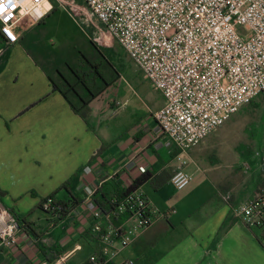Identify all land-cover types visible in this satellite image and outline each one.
<instances>
[{"label": "crops", "instance_id": "obj_1", "mask_svg": "<svg viewBox=\"0 0 264 264\" xmlns=\"http://www.w3.org/2000/svg\"><path fill=\"white\" fill-rule=\"evenodd\" d=\"M17 32L14 42L0 39V201L19 218L20 229L16 245L0 250V264H86L101 249L91 234L89 194L101 188L113 195L118 186L129 188L145 172L148 179L139 189L152 206L171 213L134 238L113 264H264L259 230L249 228L235 211L264 189V178L253 173L247 179L248 169L255 168L249 151L239 160L235 148L225 147L226 159L216 155L232 135L225 125L187 154L192 180L177 190L171 179L179 150L152 116L165 102L159 92L153 89L157 97L146 106L150 119L145 128L129 135L112 131L108 122L122 104L112 106L117 99L106 97L111 88L106 80L100 78L106 89L89 102L85 118L61 93L67 92L73 103L94 94L85 74L70 70L86 82L82 96L75 88L79 97L57 80L62 65L56 49H84L91 42L70 13L51 0L43 19L22 23ZM66 182L84 201L56 221L40 206L52 195L68 201V191L61 189ZM25 223L39 239L26 231ZM41 248L51 258L60 256L49 261Z\"/></svg>", "mask_w": 264, "mask_h": 264}, {"label": "built area", "instance_id": "obj_2", "mask_svg": "<svg viewBox=\"0 0 264 264\" xmlns=\"http://www.w3.org/2000/svg\"><path fill=\"white\" fill-rule=\"evenodd\" d=\"M43 1L0 0L7 9L0 14L1 31L9 43L17 40L14 31L20 24L43 19L50 9L38 21L32 18ZM53 1L84 32L95 28L98 38L113 37L163 96V107L152 116L179 150L171 179L177 190L192 180L187 171L190 150L264 95V0H81L82 6L76 0ZM89 195L91 234L101 243L103 264L113 262L134 238L171 213L160 212L136 189L117 205L116 215L128 212L131 217L116 227L104 221ZM52 203H44V210L50 212ZM235 211L249 228L259 230L264 250V189ZM19 229V218L0 201V250L16 245Z\"/></svg>", "mask_w": 264, "mask_h": 264}, {"label": "rangeland", "instance_id": "obj_3", "mask_svg": "<svg viewBox=\"0 0 264 264\" xmlns=\"http://www.w3.org/2000/svg\"><path fill=\"white\" fill-rule=\"evenodd\" d=\"M76 2L77 5L82 6L80 0H76ZM94 30L95 28L88 30L91 42L88 41L86 47L84 46L85 50L88 48V53L78 46L71 47L67 51L60 47L56 49V52L60 50L58 54L62 65V74L60 78L57 76V80L65 90H70L71 87L77 88L80 96H82L83 85L71 75L70 70L78 75H87L84 76L94 94L88 95L84 100L90 102L92 101L90 98H95L106 89L98 74L102 75V79L110 84L108 87H111L106 93V97L113 96L112 98L117 99V101L111 100L112 106L116 109L118 102L122 104L118 114L113 117L115 119L108 122V128L129 135L130 132L145 128L148 125L150 117L146 106L147 104L151 105L150 99L156 98L157 93L149 81L144 78L139 67L121 49L117 41L110 35H103L98 38ZM14 33L19 39L17 28ZM2 34L4 37L1 38V41L8 42L7 35L3 31ZM59 41L56 39L58 46ZM71 96L76 98L73 94ZM75 104L87 112L85 107H81L80 101L76 100ZM224 130L226 133H232V135L216 155L218 154L220 159H226L225 147H229L231 150L235 148L236 159L239 160L240 155H245L249 151L255 168L253 171L248 169L247 179L253 173L264 178V95L258 96L252 104L243 107L234 114L232 119L225 124ZM242 175L241 171L236 174L238 178H241Z\"/></svg>", "mask_w": 264, "mask_h": 264}, {"label": "trees", "instance_id": "obj_4", "mask_svg": "<svg viewBox=\"0 0 264 264\" xmlns=\"http://www.w3.org/2000/svg\"><path fill=\"white\" fill-rule=\"evenodd\" d=\"M50 8H51V3L48 0H44L41 3L40 8L33 12L32 16L34 17V19L37 20L40 16L45 14ZM2 37H4V36L2 34L1 26H0V39ZM98 75L102 79V75H100V74H98ZM77 78H78L79 83H81L83 85L86 84L83 76H78ZM105 85L109 86L110 84L105 83ZM88 88H89V86H88ZM54 89L58 90V87L56 85H54ZM70 91H73V93L75 95H78V93L76 92V90L73 87L70 88ZM61 93L69 101L74 112H76L77 114H79L80 116L85 118L84 114L86 112L81 110L75 103H73L70 100L67 92L61 91ZM78 97H79V95H78ZM90 99H94V98H90ZM79 100L82 103L81 107H85V109H87V106L89 105L88 100L84 101L82 98H79ZM147 179H148V173L145 172L140 178L136 179L129 188L123 189V188H119V186H118L115 189L116 191L113 195H108L106 193H102L101 188H98V190L96 191V194L93 196V201L102 210V213L104 215V221L111 223L112 225H114L116 227L124 226V224L129 220L131 215L128 212L121 214V215H116L117 205L120 204V202L125 198V196H127L131 192L135 191L136 189H139L147 181ZM102 185H104V184H102ZM69 188H70V182L64 183L63 186L61 187V189H65L68 191V193H69V200L68 201L57 200L55 198V195H52V196H50V197H48L42 201L40 209L43 210L44 212L49 213L52 216H54L56 221L64 218L66 215L70 214L74 209H76V207H78L80 204H82L84 199L82 197H79V196H74L70 192ZM0 193L3 195V192H0ZM49 200H52V202H53L51 205V211L50 212L45 211L43 208L44 203L48 202ZM24 227L30 235H32L36 239L40 238L37 231L31 225L25 223ZM123 231H124V229L121 230L122 233H123ZM41 249H42L43 254L49 259V261H54L55 259H57V257L60 256V253H59V254L55 255L53 258H51V257H49L48 252L44 248H41ZM93 257L95 259H92V257H91L86 264H103V262H102L103 261L102 247H101L100 251L97 252ZM106 264H113V262H107Z\"/></svg>", "mask_w": 264, "mask_h": 264}, {"label": "snow or ice", "instance_id": "obj_5", "mask_svg": "<svg viewBox=\"0 0 264 264\" xmlns=\"http://www.w3.org/2000/svg\"><path fill=\"white\" fill-rule=\"evenodd\" d=\"M11 2V0H10ZM7 12V9L5 8V6L3 5V3H0V14H4ZM5 32L11 36L12 34L10 32H7V29H5Z\"/></svg>", "mask_w": 264, "mask_h": 264}]
</instances>
